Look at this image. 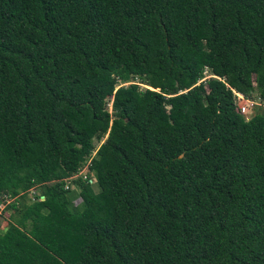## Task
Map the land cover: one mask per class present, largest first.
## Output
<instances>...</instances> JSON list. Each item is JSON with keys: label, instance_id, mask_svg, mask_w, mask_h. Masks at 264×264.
I'll list each match as a JSON object with an SVG mask.
<instances>
[{"label": "trees", "instance_id": "1", "mask_svg": "<svg viewBox=\"0 0 264 264\" xmlns=\"http://www.w3.org/2000/svg\"><path fill=\"white\" fill-rule=\"evenodd\" d=\"M253 92L264 0H0V264H264Z\"/></svg>", "mask_w": 264, "mask_h": 264}, {"label": "rangeland", "instance_id": "2", "mask_svg": "<svg viewBox=\"0 0 264 264\" xmlns=\"http://www.w3.org/2000/svg\"><path fill=\"white\" fill-rule=\"evenodd\" d=\"M209 75L208 73H204V77L201 80H204ZM126 84V83H125ZM140 87H145L142 84H139ZM239 100L241 105H244L246 108L245 113L243 114V117L245 120L249 119V117L253 116L256 113H264V104H262L258 98H257V92H253L251 99H241L239 96H236V101ZM107 109L110 111V102L107 101ZM98 143H95V146L97 147ZM85 169H81L80 173L82 174V171ZM79 173V174H80ZM75 187V186H74ZM77 189V188H76ZM93 189L96 190L95 185L93 184ZM44 188L42 185H34L33 187H30V189L25 193L24 196L20 195L17 197V204H22L25 202H30L34 199L36 195H40L43 192ZM70 196L73 199V204H77L79 202V199L76 195V190H72L70 192ZM12 199L6 200L4 203L0 204V220L1 224L3 226H6V220L9 218L8 215L16 216V213L12 212L11 208H8V204L11 202Z\"/></svg>", "mask_w": 264, "mask_h": 264}, {"label": "built area", "instance_id": "3", "mask_svg": "<svg viewBox=\"0 0 264 264\" xmlns=\"http://www.w3.org/2000/svg\"><path fill=\"white\" fill-rule=\"evenodd\" d=\"M239 98L242 99V96L239 95ZM244 110H245V106L240 104V106H239V112L242 114V113L244 112ZM82 169H85V170L87 169V163L83 166ZM85 170L82 171V172H83V178L85 177V175H84ZM80 171H81V170H80ZM79 173H80V172H79ZM71 178H72V177H70L69 180H70ZM70 185H71L70 182H67V181H66V183H65V185H64V188H66V187H68V186H70Z\"/></svg>", "mask_w": 264, "mask_h": 264}, {"label": "water", "instance_id": "4", "mask_svg": "<svg viewBox=\"0 0 264 264\" xmlns=\"http://www.w3.org/2000/svg\"><path fill=\"white\" fill-rule=\"evenodd\" d=\"M146 88H149V89H151V90H154L153 88H151V87H149V86H145Z\"/></svg>", "mask_w": 264, "mask_h": 264}, {"label": "bare ground", "instance_id": "5", "mask_svg": "<svg viewBox=\"0 0 264 264\" xmlns=\"http://www.w3.org/2000/svg\"><path fill=\"white\" fill-rule=\"evenodd\" d=\"M236 95H237V96H239V94H237V93H236ZM245 111H246V108H245V110H244V112H243L242 114H244V113H245Z\"/></svg>", "mask_w": 264, "mask_h": 264}]
</instances>
